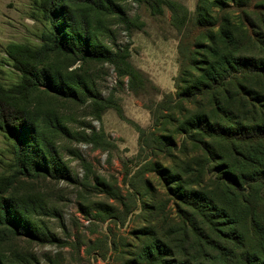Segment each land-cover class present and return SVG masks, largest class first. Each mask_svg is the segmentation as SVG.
<instances>
[{"label": "rangeland", "instance_id": "1", "mask_svg": "<svg viewBox=\"0 0 264 264\" xmlns=\"http://www.w3.org/2000/svg\"><path fill=\"white\" fill-rule=\"evenodd\" d=\"M165 1L192 15L199 3ZM212 1L202 5L217 16ZM32 3L0 0V85L7 90L20 80L9 46L41 44L42 24L31 19ZM224 11L222 30L211 32L212 41H196L195 62L208 71L231 52L228 56L239 64L264 63V0H252L250 6L229 2ZM79 12L89 21L96 47L106 52L103 57L52 54L40 66L49 72V83L7 96L39 124L41 149H32L35 160L29 170L13 154L15 140L0 128V205L8 214L5 224L0 222V264H142L155 248L166 261L190 259L191 243L175 242L181 223L177 209L194 216L187 194L215 199L211 219L220 218L229 236L237 231L231 199L223 203L214 193L217 184L227 181L229 166L236 179L248 169L247 162L237 159L236 140L228 136L237 131L231 127L237 115L254 109H241L233 97L226 107L232 122L221 118L218 125L229 131L227 143L213 147L214 153L203 159L204 175L199 168L190 169L196 146L184 123L194 116L168 108L179 102L174 95L182 56H190L192 43L206 32L192 36L179 30L167 6L153 14L145 0H107L104 8L82 7ZM220 31L228 37L237 34L233 46L215 39ZM121 59L135 72L128 73ZM68 88L76 99L68 97ZM168 95H173L171 101ZM105 100L112 106L103 108ZM199 173L206 180L201 187Z\"/></svg>", "mask_w": 264, "mask_h": 264}, {"label": "trees", "instance_id": "2", "mask_svg": "<svg viewBox=\"0 0 264 264\" xmlns=\"http://www.w3.org/2000/svg\"><path fill=\"white\" fill-rule=\"evenodd\" d=\"M106 1L33 0L31 19L42 24L39 35L41 44L38 47L15 44L9 46L8 54L12 58V66L20 73V80L9 90L0 85V128L10 139L15 140L13 154L18 162L25 164L29 170L35 160L31 155L34 152L32 149H41L38 141L41 130L36 121L28 119L23 111L10 104L7 96L11 92L26 94L40 85L49 83L51 80L49 72L40 66L52 54L81 55L88 60L101 59L106 52L101 47L99 49L96 47L98 42L89 35L91 31L89 21L79 11L82 7L89 6L104 8ZM145 1L153 14H160L163 5L167 6L173 13V22L179 30L184 29L187 34L192 33V36L197 31L206 32V35L203 36L201 33L194 40L190 56H182V71L175 81L174 95V100L178 99L179 102L168 108L172 111L179 110L183 115L191 112L194 116L191 121L184 123L188 128L186 129L188 140L196 146L198 152L194 150L195 155H192L194 162L190 163V169L199 168L204 175L203 159H208L214 153L213 147L227 143L229 138L226 135L229 131L222 130L223 128L218 125L221 118L225 119V122H232V116L226 111V107L232 104L233 97L241 109L249 105L254 110L246 115H237V121L234 120L231 125L237 126V131L228 136L236 140L237 159L247 162L248 169L244 174L237 173L236 179L232 176V166H229V171L225 172L227 181L217 184L219 191L214 193L219 198L221 196L220 200L223 203L228 204L227 199H231V211L235 218L234 230L237 231L229 236L223 230L224 225L220 218L215 222L211 219L208 212L215 199L205 201L197 198L194 193L187 194L192 198L187 202L192 203L194 216L190 217L182 212L181 208L177 209L181 223L176 230L179 240L176 238L175 242L191 243L187 249L191 254L190 259L166 261L167 258L161 250L155 248L144 257L142 264H264V63L239 64L236 58L228 56L230 52L210 70L204 71L200 67L202 63H196L193 59L196 41L203 37L212 41L211 32L215 29L222 30L224 10L228 3L232 2L235 6H250L252 0H213L214 6L219 10L217 16L212 15L211 9L202 5L207 0H199L194 15L185 7L173 2ZM180 13L184 15L183 21ZM189 22L193 25L191 26ZM232 33L228 37L229 35L226 36L220 31L215 39L220 42L224 40L233 46L237 34ZM193 39L190 38V42ZM121 62L128 73L135 72L126 59H121ZM55 84L60 85V91L66 93L62 82L56 81ZM67 94L69 98H77L71 88L67 89ZM171 99L173 95L166 96V100ZM110 105L111 103L105 100L103 108ZM163 106L164 104L159 105V108ZM169 116L170 114L167 115L168 118ZM144 135L145 130H142L141 136ZM186 156L189 154L186 153ZM210 165L211 162L208 163V166ZM239 165L240 161H237V166ZM204 184L206 180L200 174L198 185L201 187ZM181 200L184 202V199ZM221 210L230 218L225 209ZM7 215L5 206L0 205V222L5 224ZM197 217L201 219L200 222H197ZM176 254L177 251L174 252V255Z\"/></svg>", "mask_w": 264, "mask_h": 264}]
</instances>
